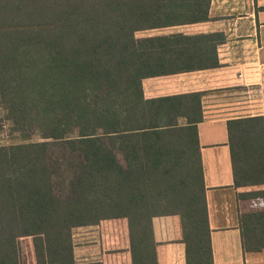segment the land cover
Returning a JSON list of instances; mask_svg holds the SVG:
<instances>
[{
  "label": "trees",
  "instance_id": "1",
  "mask_svg": "<svg viewBox=\"0 0 264 264\" xmlns=\"http://www.w3.org/2000/svg\"><path fill=\"white\" fill-rule=\"evenodd\" d=\"M210 2L0 0V107L24 140L34 128L43 138L0 145V264H24V237L36 264H76L74 229L117 219L132 264H158V216L173 217L186 264H214L199 134L179 122L201 110L200 94L146 98L143 79L175 59L159 38L135 37L206 19ZM228 132L236 187L264 185V117ZM51 140L81 157L68 196L55 189ZM238 198L262 201L240 212V229L246 252L263 251L264 188Z\"/></svg>",
  "mask_w": 264,
  "mask_h": 264
},
{
  "label": "crops",
  "instance_id": "2",
  "mask_svg": "<svg viewBox=\"0 0 264 264\" xmlns=\"http://www.w3.org/2000/svg\"><path fill=\"white\" fill-rule=\"evenodd\" d=\"M135 37L159 38L175 59L171 72L143 79L146 98L187 95L190 104L200 94L201 110L179 122L193 121L199 134L214 264H250L264 250L243 249L240 212L262 201L239 199L238 192L264 185L236 187L228 122L264 117V0H211L206 19L138 30ZM153 227L158 264H186L173 217H155ZM73 239L76 264H132L124 219L77 227ZM22 251L24 264H36L33 246Z\"/></svg>",
  "mask_w": 264,
  "mask_h": 264
},
{
  "label": "rangeland",
  "instance_id": "3",
  "mask_svg": "<svg viewBox=\"0 0 264 264\" xmlns=\"http://www.w3.org/2000/svg\"><path fill=\"white\" fill-rule=\"evenodd\" d=\"M76 135L77 130L71 134L72 137ZM41 140H43V138L37 128L31 129V139L24 140L22 133L14 129V124L8 117L5 107H0V145H11ZM51 142V160L58 161L60 166L59 170L54 175L55 189L59 195L68 196L71 193V183L79 171L81 157L77 152L62 146L57 141L51 140ZM119 158L123 161L122 156H119ZM21 244L27 251L28 248L33 246V239L31 237H24L21 240ZM251 256L253 257L250 259V264H264V251ZM255 261H259V263H255Z\"/></svg>",
  "mask_w": 264,
  "mask_h": 264
}]
</instances>
